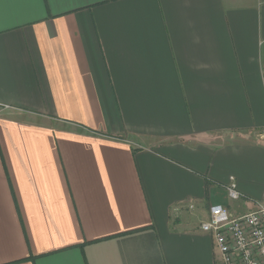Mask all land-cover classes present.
I'll return each mask as SVG.
<instances>
[{"label": "crops", "instance_id": "1", "mask_svg": "<svg viewBox=\"0 0 264 264\" xmlns=\"http://www.w3.org/2000/svg\"><path fill=\"white\" fill-rule=\"evenodd\" d=\"M261 204L264 0H0V264H218Z\"/></svg>", "mask_w": 264, "mask_h": 264}, {"label": "built area", "instance_id": "2", "mask_svg": "<svg viewBox=\"0 0 264 264\" xmlns=\"http://www.w3.org/2000/svg\"><path fill=\"white\" fill-rule=\"evenodd\" d=\"M229 195L233 200L240 198L235 184ZM201 231L213 238L218 264H264V204L237 218L223 206H214Z\"/></svg>", "mask_w": 264, "mask_h": 264}]
</instances>
